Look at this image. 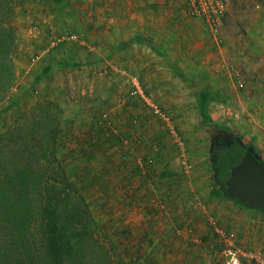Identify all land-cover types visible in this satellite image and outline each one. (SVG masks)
<instances>
[{"label": "rangeland", "instance_id": "374dc122", "mask_svg": "<svg viewBox=\"0 0 264 264\" xmlns=\"http://www.w3.org/2000/svg\"><path fill=\"white\" fill-rule=\"evenodd\" d=\"M110 1L97 4L100 9L107 8L99 18L92 15L93 21H103L99 24L102 26L101 33H92L96 40L93 37V40H90L87 35V31L92 27H73L70 31H64L62 28L60 32H54L36 54L50 52L53 48L52 40L56 43L63 40L72 44L77 50L76 54H79L80 61L76 60L81 64L76 65L74 61L75 66L71 69L58 73L50 82L55 90L41 101L55 100L62 109L59 113L60 124L55 153L62 169L83 194L85 201L87 202L95 192L98 193L97 186L101 180L115 178L112 174L118 166H122L121 161L124 160L129 165H136L141 171L139 175H144L143 171L163 166L164 170L175 173L173 181L195 185L194 181L202 180L213 185L210 148L213 138L219 134L229 141L243 139L263 157L264 92L251 87L257 84L254 67L261 63L258 49L261 45L244 44L245 36L241 33L260 34L258 22L261 12L257 6L264 5V0H231L217 35L212 33L209 26L202 24L205 21L202 17L203 30L197 23L188 24V38L191 40L189 51L192 52V57L173 61L152 58L143 45L138 46L141 47L142 56L139 60L133 59L135 53H131L136 46H131L127 54L122 51L124 45L117 48L115 32L118 33L121 29L120 24L123 22L124 25L121 33L125 34L127 30L131 32L136 27L131 28L130 25L137 26V18H131L134 10L131 5L123 6L124 11L118 14L120 8L116 9ZM172 1L177 3L174 4V9L181 7L182 14L190 16L188 0ZM83 5V0H74L73 5H69L74 6L70 14L83 18ZM142 11L144 13L147 10L144 8ZM14 20L15 11L7 19V23L12 25ZM205 23L207 24L206 21ZM114 25L116 30L113 29ZM70 34L75 36L69 37ZM234 39H241V44L230 45ZM206 40H209V43ZM243 48L250 49L245 54H249V61L252 60L250 63L253 66H245L248 61L245 59ZM106 50L109 55L105 54ZM121 56L123 58H120ZM177 63L181 65L178 66ZM156 67H170L167 70L169 73L163 71V76H154L141 70L148 71ZM180 69L183 70L179 73ZM205 87L209 88L213 96L208 104L211 119L209 124L204 122L197 100L198 94ZM154 105L170 117L169 125L155 112ZM55 110L56 107L52 106V111ZM30 111L24 114H29ZM132 113H135L134 120L130 118ZM127 116L126 120H130L129 122L125 120ZM153 157L154 166L150 163ZM184 164H190V168H185ZM152 173L157 180L156 174ZM151 176L142 178L148 180ZM138 178L142 179L140 176ZM87 204L91 216L98 223L97 227L93 226L95 237L98 236L105 249L116 251L112 254V264L167 262L165 253L153 250L123 251L121 239L131 237L118 236L116 221L105 218V212L103 216L98 207L94 209L88 202ZM222 206L219 205V215L225 221L208 215L214 222L212 224L209 218L210 223L219 231L214 244L212 243L214 249L211 245L209 252L206 251L211 264H223L221 251L224 243L220 239V233L231 231L235 234V244L243 252L255 253L264 260V215H244L231 209L230 214H234L236 220L230 222L226 219V210L223 214ZM220 221L225 224L224 227L219 224ZM241 261L242 264H251L252 260L241 258Z\"/></svg>", "mask_w": 264, "mask_h": 264}, {"label": "crops", "instance_id": "0c3cea01", "mask_svg": "<svg viewBox=\"0 0 264 264\" xmlns=\"http://www.w3.org/2000/svg\"><path fill=\"white\" fill-rule=\"evenodd\" d=\"M83 1L85 9H81V12H84L82 18L70 14L74 6L69 5H73L74 0H15V20L14 24L11 25L10 22L9 24L17 33L12 51L17 76L9 95L0 100V133L8 130L19 115L30 111L37 101L53 93L55 87L50 85V82L58 73L71 69L75 66V62L76 65L81 64L76 60L80 61L79 54H76L77 50L72 44L65 43L63 40L52 44L53 48L50 52L36 55L41 51L39 48L46 45L54 32H60L62 28L65 29L64 31H70L73 27L75 29L92 27L90 31H87L89 38L94 36L92 34L94 31L101 33L102 26L99 24L103 21L99 22V19L93 21L92 18L95 15L99 18L107 9L97 7V4L106 0ZM110 3H113L116 9L120 8L118 14L124 11L123 6L126 7V5H131L134 9L131 18H137V26L131 24L130 27H136V29L131 32L126 29L125 34L121 33L124 30L122 22L121 29L118 33L115 32V36H117V48L124 45L125 48L122 51L125 54L131 46H136L131 51L135 53L133 59L136 60L142 58L141 47H138L142 45L148 49L152 58L168 61L191 59L188 24L197 23L201 30L204 24L208 27L201 17L182 14L181 7L174 9V4L177 3L172 0H111ZM257 7L261 12L258 22L260 34L241 33V35L245 36L244 44L259 43L261 45L258 48L261 63H259L260 66L254 67L256 71L254 76L257 78L258 85L255 83L251 87L262 93L264 92V5ZM144 8L148 12L142 13ZM114 26L113 29L116 30V25ZM124 35L127 36L124 37ZM93 39L96 40L95 37ZM240 41L241 39H234L229 44L235 45ZM206 42L209 43V40ZM243 49L244 54L250 50ZM105 54L109 55L107 50ZM249 58V54H245V59L248 61L245 66L252 65L250 63L252 60L249 61ZM173 65L175 64H171ZM177 65L181 64L177 63ZM169 68L156 67L148 71L141 70L154 76H163V71L169 73L167 71ZM182 70L180 69L179 73ZM134 116L135 113H132L130 118L134 120ZM127 118L128 116L125 120ZM262 158L264 159V156ZM121 162L122 166H118L116 172L112 174L115 178L101 180L97 186L98 193L95 192L90 196L87 202L94 209L98 207L101 215L104 216L103 212H105V218L116 221L118 236L131 237L126 240L121 239L123 251L153 250L165 253L168 264H211L212 261L206 251L210 250L211 245L214 249L213 244L215 237H218V228L210 223L208 215H213L217 220H224L219 215L221 214L220 204L224 207L223 214L224 210L228 213L226 219L230 222L236 220V216L230 214L231 209L244 215L251 214L258 217L264 215L262 211L240 205L225 197L212 195L216 185L208 184L206 181L199 180L194 181L195 185H184L182 182L173 181L175 173L164 170L163 166L159 169L143 171L142 174L145 176L139 175L141 171L136 165H129L126 160ZM154 162L155 158L150 162L152 166ZM152 172L156 174L157 180ZM165 172L168 173L163 175ZM148 175H152L150 179L143 180L142 177ZM228 221L226 222L230 223ZM219 224L225 226L221 221ZM125 246H127L126 249Z\"/></svg>", "mask_w": 264, "mask_h": 264}, {"label": "trees", "instance_id": "16d2710c", "mask_svg": "<svg viewBox=\"0 0 264 264\" xmlns=\"http://www.w3.org/2000/svg\"><path fill=\"white\" fill-rule=\"evenodd\" d=\"M14 11V0H0V100L16 83V31L7 23ZM212 98L207 87L197 97L208 124ZM61 111L55 100L38 101L0 134V264H112L116 251L95 237L98 223L56 157ZM248 149L259 154L241 138H213L212 195L264 212L233 197L226 184Z\"/></svg>", "mask_w": 264, "mask_h": 264}, {"label": "built area", "instance_id": "2783aa9c", "mask_svg": "<svg viewBox=\"0 0 264 264\" xmlns=\"http://www.w3.org/2000/svg\"><path fill=\"white\" fill-rule=\"evenodd\" d=\"M231 0H188V12L192 16L202 17L207 22L212 33L217 35L222 25V20L230 7ZM70 34L69 37H74ZM56 43L52 40V44ZM155 112L163 118L167 124L171 123L170 117L165 115L161 109L154 105ZM188 165V167H187ZM185 168H190V164H184ZM211 223L214 224L212 217ZM219 232V231H218ZM235 234L233 231L220 233V239L224 243V248L221 251L224 261L223 264H242L241 258L251 259V264H264V260L257 254L245 253L235 244Z\"/></svg>", "mask_w": 264, "mask_h": 264}, {"label": "water", "instance_id": "95a60500", "mask_svg": "<svg viewBox=\"0 0 264 264\" xmlns=\"http://www.w3.org/2000/svg\"><path fill=\"white\" fill-rule=\"evenodd\" d=\"M230 192L239 201L264 210V159L248 149L226 180Z\"/></svg>", "mask_w": 264, "mask_h": 264}, {"label": "flooded vegetation", "instance_id": "af4514ba", "mask_svg": "<svg viewBox=\"0 0 264 264\" xmlns=\"http://www.w3.org/2000/svg\"><path fill=\"white\" fill-rule=\"evenodd\" d=\"M237 139V138H236ZM233 140H235V139H233Z\"/></svg>", "mask_w": 264, "mask_h": 264}]
</instances>
